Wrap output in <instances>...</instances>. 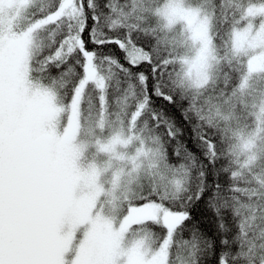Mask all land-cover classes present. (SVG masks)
Returning a JSON list of instances; mask_svg holds the SVG:
<instances>
[{
	"label": "snow or ice",
	"instance_id": "6c2138e0",
	"mask_svg": "<svg viewBox=\"0 0 264 264\" xmlns=\"http://www.w3.org/2000/svg\"><path fill=\"white\" fill-rule=\"evenodd\" d=\"M262 138L264 0H0V264H264Z\"/></svg>",
	"mask_w": 264,
	"mask_h": 264
},
{
	"label": "rangeland",
	"instance_id": "374dc122",
	"mask_svg": "<svg viewBox=\"0 0 264 264\" xmlns=\"http://www.w3.org/2000/svg\"><path fill=\"white\" fill-rule=\"evenodd\" d=\"M82 140H84V141L88 140V136H87V124L85 125V131H84V133L82 134ZM96 151H97L96 148H94V149H88L87 152L85 153V157H86L87 159H91L92 156L94 155V153H95ZM120 151L123 152V151H125V149H124V148H121ZM128 151H132V149H130V150H128ZM100 156H101V157H99V161H100L101 163H103V161L106 160L107 157L104 156V155H100ZM111 177H112V174H111L110 172L107 173V174L104 176L103 180H104V186H105V188L110 187V185L107 183V181H109V180L111 179ZM39 243H40V245H41L42 248L45 247V245H44V241H43L42 238H41V240L39 241Z\"/></svg>",
	"mask_w": 264,
	"mask_h": 264
},
{
	"label": "trees",
	"instance_id": "16d2710c",
	"mask_svg": "<svg viewBox=\"0 0 264 264\" xmlns=\"http://www.w3.org/2000/svg\"><path fill=\"white\" fill-rule=\"evenodd\" d=\"M239 131H242L244 135H247L251 129L249 128H243L241 127L240 129H238ZM232 144H236L238 143L237 140L233 139L231 141ZM261 144L260 146V150H261V153L259 155V160L257 161V163L254 165L253 167V170H256V169H261V171H264V138H262L260 141L257 142V145ZM94 145L89 147L88 149H94ZM130 150V149H128ZM241 159V162H243L244 159H246V155H241L240 157Z\"/></svg>",
	"mask_w": 264,
	"mask_h": 264
}]
</instances>
